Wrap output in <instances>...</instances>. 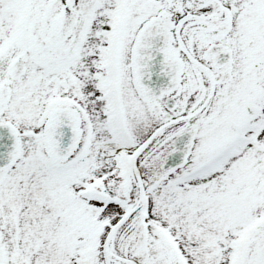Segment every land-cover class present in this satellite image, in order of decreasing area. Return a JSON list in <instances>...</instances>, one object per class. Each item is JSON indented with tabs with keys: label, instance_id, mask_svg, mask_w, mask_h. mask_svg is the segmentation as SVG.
Returning <instances> with one entry per match:
<instances>
[{
	"label": "snow or ice",
	"instance_id": "snow-or-ice-1",
	"mask_svg": "<svg viewBox=\"0 0 264 264\" xmlns=\"http://www.w3.org/2000/svg\"><path fill=\"white\" fill-rule=\"evenodd\" d=\"M0 264H264V0H0Z\"/></svg>",
	"mask_w": 264,
	"mask_h": 264
}]
</instances>
